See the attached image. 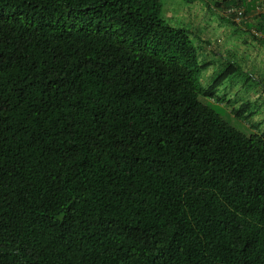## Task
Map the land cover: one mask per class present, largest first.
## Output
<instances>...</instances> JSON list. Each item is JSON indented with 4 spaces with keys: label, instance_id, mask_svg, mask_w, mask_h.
<instances>
[{
    "label": "trees",
    "instance_id": "1",
    "mask_svg": "<svg viewBox=\"0 0 264 264\" xmlns=\"http://www.w3.org/2000/svg\"><path fill=\"white\" fill-rule=\"evenodd\" d=\"M163 1L0 0V264H264V134L215 107L264 21ZM194 9L245 36L209 87Z\"/></svg>",
    "mask_w": 264,
    "mask_h": 264
},
{
    "label": "rangeland",
    "instance_id": "2",
    "mask_svg": "<svg viewBox=\"0 0 264 264\" xmlns=\"http://www.w3.org/2000/svg\"><path fill=\"white\" fill-rule=\"evenodd\" d=\"M173 1V6H171L170 10L172 13L176 12H183V8L186 6H189L186 0H164L163 3L165 7L167 8V3ZM176 10V12H175ZM209 18L212 21V24L214 26L218 25V19H216L215 16L209 15ZM221 34L215 31H212L210 33L211 36H214V40H218L222 36H224L222 33H225L226 35H230V37H235L237 39H241V37H245L243 33L236 32V28L229 27L226 29L219 30ZM229 38V37H228ZM195 39V40H194ZM193 40L198 43V40L194 38ZM231 43L230 41H228ZM215 45V44H214ZM235 45V44H234ZM244 45L238 46L235 45V47H230V51H235L237 48H243ZM249 51L247 59L244 58L242 61L239 58V63H243L244 71L247 72V74L241 75V76H232L229 78L218 90H219V96L225 97V104H217L216 109L219 111V113L222 115V117L228 121L232 126L236 127L237 129L241 130L245 134H264V91H263V84L257 80V75L254 72L256 68H253L256 66L254 59H250V56L253 54V51L257 49L255 46H252L251 44L246 47ZM209 50V49H208ZM207 50V51H208ZM228 50V49H227ZM253 50V51H252ZM208 59L213 58V62L211 67L205 71V79L203 77V82L206 87H209L212 85L215 78L218 76L221 68L226 64V62L222 59L216 58L218 54L215 52H209L208 55H204ZM237 59V57L235 58ZM251 62V65L248 66V64ZM246 67H245V66ZM247 69V71H246ZM253 74L254 76H252ZM264 77V75H263ZM250 101L252 103L251 108L244 113L246 119H238L235 117L230 111H232L234 108L238 109L242 103Z\"/></svg>",
    "mask_w": 264,
    "mask_h": 264
},
{
    "label": "crops",
    "instance_id": "3",
    "mask_svg": "<svg viewBox=\"0 0 264 264\" xmlns=\"http://www.w3.org/2000/svg\"><path fill=\"white\" fill-rule=\"evenodd\" d=\"M232 5L234 2H239L245 10H246V19L244 20L245 22V29L250 28L252 32H248L245 35L248 37H245L246 39L249 38V34L251 33H256L257 28L260 26V22H263V18L260 16L261 14H258L256 12V8L259 5L260 2H264V0H232ZM222 15V14H220ZM217 19V16H215ZM182 20H184V22L189 23V21H193V28L198 32L201 33V38L198 40L200 41V43H204L203 46V54L201 55V60L207 61V62H213V58L208 59L207 57H205L204 55H208V51L211 52H215L218 54V56L216 58L218 59H222L225 62L228 61L227 59V49L228 51H230V47H233L231 44L228 45V41L227 40H221V38H219L218 40H214V36H211L210 33L212 31H215L216 33H220L221 32L219 30L221 29H228L229 27H225L224 23L219 24L220 22L218 21V25L214 26L212 24L211 19L209 18V15L207 14V11L202 10V9H194V11H192L191 13L187 14V16L185 18H182ZM248 29V30H250ZM224 36H222V39H227L228 36L230 37V35H226L225 33H222ZM203 40V41H202ZM252 41V40H250ZM209 43V44H207ZM215 44V45H214ZM209 49V50H208ZM208 50V51H207ZM259 54H256V66H254L253 68H259L262 66V56L261 54L264 53V49H261L258 51ZM263 52V53H262ZM261 53V54H260ZM250 59H254V58H249ZM263 63H264V59H263ZM251 65V62L248 64V66ZM246 67V66H245ZM247 71V69H246ZM256 73V72H255ZM260 74L262 72H259Z\"/></svg>",
    "mask_w": 264,
    "mask_h": 264
},
{
    "label": "built area",
    "instance_id": "4",
    "mask_svg": "<svg viewBox=\"0 0 264 264\" xmlns=\"http://www.w3.org/2000/svg\"><path fill=\"white\" fill-rule=\"evenodd\" d=\"M258 14H264V2H260L256 8ZM222 15L231 18L235 22H242L246 19V10L243 7L228 6L222 11Z\"/></svg>",
    "mask_w": 264,
    "mask_h": 264
},
{
    "label": "clouds",
    "instance_id": "5",
    "mask_svg": "<svg viewBox=\"0 0 264 264\" xmlns=\"http://www.w3.org/2000/svg\"><path fill=\"white\" fill-rule=\"evenodd\" d=\"M222 12V11H221Z\"/></svg>",
    "mask_w": 264,
    "mask_h": 264
}]
</instances>
